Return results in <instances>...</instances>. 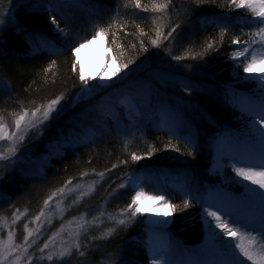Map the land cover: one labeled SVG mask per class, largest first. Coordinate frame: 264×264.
Instances as JSON below:
<instances>
[{"label":"trees","instance_id":"obj_1","mask_svg":"<svg viewBox=\"0 0 264 264\" xmlns=\"http://www.w3.org/2000/svg\"><path fill=\"white\" fill-rule=\"evenodd\" d=\"M4 3L7 7V0H4ZM126 3L127 0H99V2L81 0L78 4L64 8L65 14L74 21L70 26L64 20L60 21L61 27L65 28L66 32L69 28L71 30L74 42L70 47L69 40L48 21L49 14L44 11V4L33 5L28 2L16 10V16L32 33L30 42H26L23 33L18 35L11 27L0 32V112L9 121H11V113L21 110V104L31 108L33 102L46 103L48 99L55 98L61 93L65 96L61 102L59 117L29 134L23 150L31 149L30 152L34 156L45 152L43 146L47 141L56 140L60 129L67 132L69 127L73 126L68 122L77 112L75 111L77 106L73 105L81 83L78 65L77 70L72 71V62L77 61L72 47H76L83 40H91L95 31L94 25L108 29V24H112L109 36L99 37H103L107 58L114 61L116 68L120 61L115 59L117 50L112 44V32L117 33L116 43L123 46L122 61L125 63L129 60L133 61L128 69L120 72L121 83L132 79L137 72H153L151 70L156 69L159 73H155L156 80L151 81L154 85L152 98L161 102L153 108L155 111H150L146 106L142 92L135 97L139 107L142 108L143 117H146L142 119L143 123L134 127L135 123L129 122L123 116L117 121L106 118V121L114 125L115 130L119 128L117 133L120 138L112 136L108 129L96 135L95 131L92 132V126L89 129L92 133L90 137L87 136L85 140L79 141L78 145L60 147L59 153L51 155L47 162L42 163L40 173L21 172L12 164L0 166V176L4 177L0 180V220H8L13 217V213H16L20 216V220L16 223L18 232L21 231L23 222L31 220L36 215L43 206V200L52 191L61 187L69 177L74 178L73 184L79 182L82 180L79 175L84 171L90 174L83 179H101L97 174L105 169H111V172L106 173L102 179L103 183L96 187L92 197L83 199L81 206L77 208V214L94 211L93 208L99 206H105L104 211L108 213L118 212L130 203L133 195L132 190L117 189L119 181L128 173L139 171L143 164L150 162L153 163L154 171L162 167L170 169L159 181L166 185L164 195L178 206L176 210L170 207L173 216L169 226L170 232L183 245L198 243L202 237L199 204L192 201L190 207L184 208V199H191V196L183 195V192L176 188L174 181H179L180 185H184L192 193L200 192L206 184L221 183L216 176L208 175L206 171L211 162L212 145L218 133L227 128L238 132L244 130L241 126L243 113L237 106H233L230 93L232 91L235 95L238 91L248 93L249 86L254 83L236 82L234 70L238 71L241 77L244 75L243 58L234 61L232 53L243 44H232V38L238 36L241 42L250 39L246 33L254 26L243 22L249 19L240 18L251 15L244 9L230 10L227 6H221L226 5V0L206 3L199 6L195 12L189 10L196 7L192 0H172V8L163 15L144 13L132 4H127L125 7ZM141 3L150 6L151 0H141ZM27 8L33 11L29 13L25 10ZM225 15L229 16V29L221 42L220 29L214 27L212 21L222 19ZM189 18L193 21V27L190 29L185 27ZM171 22L181 23L184 37L175 44L163 41V46L160 48L152 46L150 41L155 36L156 25H164L167 32V25ZM137 25L143 29L145 33L143 37L140 36ZM41 39L48 40L49 45L41 47ZM141 39L148 51L142 50L139 43ZM213 39L216 41L215 48L203 57L188 58L179 63L172 59L173 56L185 55L189 51L200 53ZM33 45L39 51H33ZM57 50L59 55L54 54ZM52 60H56V65L46 73L44 69ZM237 64L241 66L237 68ZM139 68L146 70L136 71ZM184 84L191 86L193 91H184ZM149 113L175 118L180 135L190 136L198 147L195 150L190 149L183 140L177 143L166 129L164 131L151 129ZM180 121L184 123L179 124ZM122 139L129 143V150L128 146L127 148L124 146ZM170 139L174 145L181 148V152L164 148ZM93 140L94 143H89ZM33 145L38 147L34 148ZM152 148H155L154 154L151 157L145 156V153ZM193 151L194 156L189 154ZM132 152L143 158L132 162ZM123 160H128L129 165L120 163ZM113 164L118 167L112 168ZM93 169L95 172L92 171ZM225 176L229 177L228 174ZM227 186L236 191L232 184ZM100 212H103L102 208ZM100 212L92 214L93 217L96 218ZM98 225L100 227L97 228ZM110 227L112 223L109 221L104 223V220H100L97 225L92 224L89 234L98 236ZM144 235L143 217L140 216L129 227L121 228L108 240L97 241L90 245L94 250L83 260L74 253L71 258L65 260V264H121V262L148 264ZM81 243H86L84 237L81 238ZM109 253H113L119 259L109 261Z\"/></svg>","mask_w":264,"mask_h":264},{"label":"snow or ice","instance_id":"obj_2","mask_svg":"<svg viewBox=\"0 0 264 264\" xmlns=\"http://www.w3.org/2000/svg\"><path fill=\"white\" fill-rule=\"evenodd\" d=\"M28 2L29 0H7V7H5L4 0H0V32L11 27L18 35L23 33L26 42L32 40V33L16 16V10ZM80 2L81 0H45L44 11H47L49 14L48 21H50L51 25L55 26V29L62 36L69 40V47L74 42V38L70 28L66 32L65 28L61 27L60 21L62 19L70 26L74 22L73 18L66 15L63 9ZM213 2L215 0H192L193 5L196 7L190 8L189 10L195 12L199 6ZM127 4L134 5L136 9H141L144 13L151 12L162 15L168 13L172 8V0H151L150 6L142 4L141 0H127L125 7H127ZM221 6H227L230 10L232 8L249 10L252 19L244 20L243 22L254 26L246 33L250 37L249 40L241 42L238 36L232 38V44H243L242 47L232 53V59L236 61L243 57V72L248 74L241 77L239 72L234 70L233 74L237 78L236 82H257L256 89L252 90L253 95L242 94V100L239 106L243 113L241 119L244 120V131L239 134L238 143L240 149L231 157L233 160L231 165L232 170L237 177L242 178L241 180L235 181V183L242 185L246 191L242 194V198L230 197L229 199L233 201L231 205L221 200L200 199L198 196H191V199H184V208L190 207L192 201H197L200 204V218L204 223L208 238L212 241L210 250H202L194 258L187 261L174 258L172 244L163 235L164 228L169 221L167 219L156 220L151 215L146 217L151 225H153V227L149 228L148 238L144 241L145 248L150 256V264H249V262L251 264H264V68L257 70L255 67L258 63H264V52L258 51V49H264V0H226V5ZM25 10L29 13L33 11L31 8ZM228 21L229 16L227 15L222 19L212 21L213 26L220 29L221 42L229 29ZM120 27H123V25H120ZM185 27L189 29L193 27L191 18H189ZM111 28V23L108 24V29L94 25L95 31L92 40L99 36H109V30ZM137 28L139 29L140 36L143 37L145 35L143 29H140L139 25H137ZM167 28L168 31L165 32L164 25H156L154 29L155 36L150 41L152 46L160 48L163 46V41H169L170 44H175L185 35L180 22H171L167 25ZM111 35L112 44L117 50L115 59L120 61L118 67L112 73L113 76H117L123 69H128L129 64L133 63V61L129 60L127 63L122 61L124 55L123 46L116 43L117 33L112 32ZM49 43L46 39L40 40L41 47H47ZM87 43H91V40H83L76 47H72L73 54L78 53L80 48L84 47ZM139 43L143 51H148L143 39ZM215 44L216 41L213 39L205 45L200 53L189 51L185 55L173 56L172 59L179 63L188 58L196 59L197 57H203L215 48ZM253 45H256V47L254 48ZM132 47H135V45H132ZM33 51H39V49L33 45ZM54 54L59 55V50L55 51ZM55 65L56 60H52L44 71L46 73L50 72ZM240 66L241 64H237V68ZM76 70L77 61L74 60L72 62V71L75 72ZM79 79L81 88L77 94L78 96L84 93H88L91 96L96 87L104 90L111 88L116 83V81H112L110 78H105L98 79L95 85L91 84L89 83L90 78H86L82 71L80 72ZM118 79L120 78L118 77ZM133 89L141 91L144 94L146 106L150 105L154 94V85L151 82L132 81L127 85V90L131 92ZM184 91L192 92L193 88L188 84H184ZM230 95L233 106H236L234 91ZM64 98V93H61L56 95L55 98L48 99L46 103L36 104L33 102L31 108L24 107L21 104L20 111L11 113V121L0 112V163L15 166L21 160L23 155L21 149L24 147L29 134L35 129L43 128L47 123L59 117L60 109L62 108L61 102ZM113 107L115 108L116 105L114 104ZM92 111L93 109L91 108L85 109L79 116L73 117L68 122L73 126L69 127L67 132L64 129H60L59 137L55 141L56 148L78 145L80 134L76 131V128L83 125ZM129 115H132L131 112ZM140 115L142 116V113ZM132 119L135 121L134 127L143 123L142 119H137L135 116H132ZM73 121H78L79 124L74 125ZM183 123V121L179 122V124ZM177 127L178 125L167 127L170 136L177 143L183 140L190 149L195 150L198 144L190 136H181ZM94 142V140L89 141V143ZM33 147H38V145H33ZM52 147L53 145L51 143L47 146L48 149H52ZM164 148L166 150H174L178 153L181 152V148L174 145L171 139L164 145ZM154 151L155 148H152L145 153V156L151 157ZM189 154L194 156V151ZM142 158L136 152L131 153L132 162L140 161ZM120 163L129 165L128 160H123ZM117 167L118 165L116 164L112 165V168ZM92 171L95 172L94 169ZM110 172L111 169H105V171L97 175L103 179L105 174ZM89 174V172L84 171L80 173V177L83 179ZM3 179L4 177L0 176V180ZM73 179V177H69L61 187L52 191L43 200V206L40 207L39 211L32 218L38 224L36 229L30 228L28 223L24 224L25 234L22 244L18 245L14 243V230H9L6 240L0 238V261L7 264L9 259H11V264H37V260H39L43 264V261L46 260L48 264H65V260L71 258L74 253L83 260L88 256L89 252L94 250L90 245L95 244L97 241L108 240L109 237L121 228L126 229L129 227L136 221L137 217L143 216L146 212L150 213L152 209L145 207L143 201L159 200L163 204L169 205L173 210L178 208L165 195L147 193L142 186L134 183V177H130L127 183L131 185V189L134 191V194L131 195L130 203L119 209L116 213H99L100 216L107 215L108 221L112 223V227L105 229L98 236H91L88 242L82 244L81 237L88 235L90 232L88 222L85 221L84 224L79 225V230L72 234L70 242L58 251L50 250L49 241L53 239L50 236L38 249L39 257H36L35 253L29 255L30 249L35 244V240L30 242V238L41 231L39 225L46 219L50 203L58 198L56 199V204L61 213H63L65 209L61 208L60 205L68 197V193L78 192L76 198L72 200V204H77L94 190V184L88 185L86 189H83L79 183L75 184L74 187H69V185L73 184ZM244 181H249L250 184H245ZM252 185L257 187H252ZM124 187L125 185L123 183L117 185V189ZM115 191L116 189L113 190V192ZM182 194L185 196L189 195L188 192ZM13 216L12 223L15 224L16 220L20 219V216L16 213H13ZM48 222L51 223L50 220ZM2 223L4 222L0 220V224ZM93 223H97V218H93ZM225 237L229 239H225ZM108 256L109 261L119 259L113 253H109ZM22 257L24 258L23 260L21 259Z\"/></svg>","mask_w":264,"mask_h":264},{"label":"rangeland","instance_id":"obj_3","mask_svg":"<svg viewBox=\"0 0 264 264\" xmlns=\"http://www.w3.org/2000/svg\"><path fill=\"white\" fill-rule=\"evenodd\" d=\"M42 1H43V3H41ZM29 2H31V4H33V5L44 4V6H45V3H44L45 0H29ZM244 10H247V9H244ZM247 11L251 15L250 11L249 10H247ZM96 40H97L99 48L102 49L104 57H105V66H106V69L109 71V75L107 78H110L112 81H116V83H114L111 88L104 89V90L100 89L99 87H96L91 96H89L88 93H84V94L79 95V96L76 95L73 106H75V105L77 106V108L75 109V111H77V112L75 113L74 117L79 116V114L82 111H84L85 109H89V108L93 109V111L88 116L87 120L83 123V125L77 127V132L80 134L79 135V141L85 140L87 136L90 137L91 132L89 129H90V127H92L95 124V122L106 121V118L108 120L113 119V120L117 121L118 118H122V116H124L125 118L128 119L129 122L132 123L134 121L132 119V116L137 117L138 115L141 114L140 108H139L140 105H139L138 101L135 99V97L138 94L137 90L133 89L131 92H129L125 86L121 85V83L118 79V77H120V75H119L120 73H118L117 76L112 75V73L116 69V65L112 59H107V57L105 56L106 51H105L103 38H97ZM242 46L243 45L239 46L238 48H240ZM253 47L255 48L256 45H253ZM258 51L264 52V49H258ZM75 56H76V59L78 61L77 63H78L79 72H81V71L83 72V69L80 65L78 53H76ZM241 58H243V57H241ZM249 58H250V54H249ZM257 65H262L264 68V63H258ZM253 74H255V73H253ZM83 75L86 78H90L89 83L94 84V85L97 84L98 79H100L98 77L87 76V75H85L84 72H83ZM245 75H248V74L244 73L243 76H245ZM250 82L254 83V85L249 86L251 94H248V95H253L252 90L256 89L257 82L256 81H250ZM239 97H240V95H239ZM238 101H241V99L239 98ZM114 104L116 105L115 108L113 107ZM239 104H240V102H239ZM79 108H81L80 111H78ZM130 112L132 114L131 116L129 115ZM107 116H109V117H107ZM119 121H121V120H119ZM162 122L165 124L166 127L177 125L175 118H173L172 116L164 117ZM241 123H243L241 126L244 129V120L242 122V119H241ZM73 124L78 125L79 122L73 121ZM35 130H33V131H35ZM83 130H85L86 132H81ZM85 133H86V135H85ZM239 134L240 133L234 132L232 130H225L221 134L218 135V137L214 143V146H213L212 162H211V166L209 169L210 174H213L214 176H216L220 180V182L222 183L221 186L225 187L227 184H232L236 189L239 190V194L236 195L233 192L231 193V191H226V190L216 188V187L214 189L207 188L202 194L199 195L200 199H207L209 194L213 193V194H215L216 198H221V201H223L226 204L231 205L233 203V201L229 199L230 197L242 198V194L245 193L246 190L243 188L242 185L235 183V181L241 180L242 178L237 177L235 172L231 169V167H227V170H225V161L227 160L229 162V164L232 165L233 160L231 157L233 155H235L240 149V145L238 143ZM55 141L56 140L47 141L45 144L46 150L44 153H41L40 155L34 156L30 152L31 149L23 150V148H22L21 151L23 152V155H22L21 160H20L21 163L18 162L15 165V167H17L16 169L20 170L21 172L22 171L23 172L28 171V173H30V172L40 173L42 170V163L44 164L45 162H47L46 160L51 155H55L61 151L60 148H56ZM50 143L53 145L52 149L47 148V146ZM0 164H1L0 166L3 165V163H0ZM225 174L226 175L228 174L229 177H226ZM138 176H139V174H137V173H130V174L122 177L123 179H121V181H119L118 184L123 183L125 185V187L121 188V190H126V189L132 190L131 185H129L127 183V181L129 180L130 177H134V183L142 186L144 188V190H146L145 187L142 185L141 180L139 182ZM102 183H103L102 179H97V178H95V179L86 178V179H83L82 182H79V184L82 185L83 189H86V187L88 185L94 184V190L92 191L91 194L86 195L85 196L86 198H89V197L91 198L96 187L101 185ZM244 183L250 184L249 181H244ZM74 185L75 184L69 185V187H74ZM252 187H257V186L252 185ZM220 190H223L224 192H219ZM132 192L134 194V191H132ZM187 192L189 193L188 196L192 195V191L188 190ZM77 195H78V192L68 193V197L60 205L61 208L65 209V211L63 213H61L60 209L57 207L56 199H58V198L54 199L50 203V206H49L48 212H47V217H46V219H44L43 223L39 225L41 231L39 233L34 234V236L32 238H30V242L32 240H35V244L30 249V251L28 253L29 255H32L33 253H35V256L39 257L38 249L43 245L44 241L48 240V238L50 236L53 237V239L51 241H49L50 250L58 251L61 247L66 246L67 243L70 242V240L72 239V234L75 233L76 231H78L79 225L84 224L85 221L88 222V225L90 227V231H91L92 224L97 225V223L100 220H104V223H108L107 215L99 216L98 214L96 217L97 223H93L94 217L92 214L100 212L101 208H102L103 212L108 213V212L104 211V209H106L105 206L94 207L93 208L94 211L89 210V211H85V213L77 214V208H78V206H81V204H82L81 202L85 198L84 197L77 204H72V200H74ZM221 196H223L225 198H222ZM69 205H71V207H69ZM199 207H200V204H199ZM168 208L170 210V220L172 221V219H173L172 212H171V209L169 206H168ZM200 212H201V207H200ZM142 217H143V224L146 226L145 229L147 230V235H146L147 237H145V240H146L148 238V235H149V228L150 227L148 226L149 223H148V220L146 219L147 215L144 214ZM13 219H14V216L8 220H4L3 221L4 223L0 224V238H3L6 240L9 230H14L15 231L14 243L19 245V244L23 243V236L25 234L24 233V224L28 223L29 227L32 229H36L38 227V224L33 219L27 220V221L22 223L21 231L18 232L16 230V223L20 219L16 220L15 224L12 223ZM199 219H200L202 232H203L200 241L198 243H196L197 245L192 246L191 249L184 251V252H181L178 260L187 261V260L194 258L195 255L199 254L202 250H210L211 249L212 241L207 236V232H206L204 223L200 218V214H199ZM49 220L51 221V223L48 222ZM170 220L168 223L169 226L171 225ZM104 225H107V224H104ZM96 227L98 228L100 226L98 225ZM217 231H219V230L217 229ZM85 236L89 237L91 235L90 234L84 235L81 238H83ZM165 236H167V235H165ZM225 239H229V238L225 237ZM21 259L23 260L24 258L22 257ZM0 264H5V262L0 261ZM7 264H11V259H9ZM37 264H41V262L39 260H37ZM43 264H48V262L45 260V261H43ZM149 264H150V260H149ZM249 264H251V262H249Z\"/></svg>","mask_w":264,"mask_h":264},{"label":"bare ground","instance_id":"obj_4","mask_svg":"<svg viewBox=\"0 0 264 264\" xmlns=\"http://www.w3.org/2000/svg\"><path fill=\"white\" fill-rule=\"evenodd\" d=\"M97 38H103V37H97ZM96 39H94V40L91 39V43H87V44H85L84 47L80 48V50L78 52L80 65H81L85 75L90 76V77H98L100 79H105L108 77L109 71L106 69L105 57H104L103 51H102V49L99 48ZM103 41H104V39H103ZM104 46H105V42H104ZM105 51H106V48H105ZM75 55H76V53H75ZM105 56L107 57V51H106ZM77 65H78V63H77ZM255 67L257 70L263 68L262 65H256ZM142 68H144V67H142ZM142 68H139L136 71L146 70V69H142ZM151 71H153V72H137L133 76L132 79L124 81L123 83H121V81H120V83H121V85H123L127 88V85L130 84L132 81H137V82L154 81V80H156V74L155 73H157V74H159V73L156 69H153ZM137 93L141 94V91L137 90ZM159 103H161V102L157 101L156 98H152L150 105H147V106L150 108V111H155L153 108ZM139 108H140V112L142 113V108L141 107H139ZM148 117H149V120L152 122L151 129H153L155 131H164V129L167 130V127L162 122L164 117H167L166 115L161 117L160 115H155V113H149ZM137 118L145 119L146 117H143V113H142V116L138 115ZM125 119L128 120L127 118H125ZM132 123H135V121H133ZM104 129H108L112 136L120 138V136L117 133V132H119V128H117L115 130L114 125H112L109 121L95 122V124L92 127V132L95 131L96 135H98L99 134L98 132L101 133L102 130H104ZM121 141L124 143V146L126 148L128 146V150H129L130 149L129 143L126 142L125 139L124 140L122 139ZM43 148L46 149L45 145L43 146ZM210 161L212 162L211 159H210ZM211 162H210L209 168L207 169L206 172L208 175L213 176V174H210V172H209ZM169 165H171V164H169ZM227 165H228V163L225 162V166H227ZM152 166H153V163H150V162L145 163V164H143L141 170L134 171L131 173L139 174V176H138L139 182L141 180L142 185L146 189L145 190L146 192L153 194V195H164L166 185L160 183L159 181L165 177L166 174H164V173L166 171H169L170 169H168V168L166 169V168L162 167V169H160V168L158 169L159 171L158 170L154 171V170H152ZM128 174H130V173H128ZM79 177H80V175H79ZM82 180H80L79 182H82ZM219 192H224V191L220 190ZM211 194H209L207 199L221 200V198H216L215 194H213V193H211ZM221 197L225 198L223 196H221ZM143 204L145 207L152 209V211L150 213H147V212L145 213L147 215V217L149 215H151L152 218L156 219V220H164V219H167L168 221L170 220V210L168 208L169 205L163 204L159 200H153V201L145 200V201H143ZM157 206H159V207H157ZM165 213H167V215H165ZM170 222L172 223L171 220H170ZM148 223H149L148 226L150 228L153 227V225H151L150 221H148ZM168 226H169V224H167L165 226L164 231H163V235L168 240H170V242L172 244V248H173L174 258H175L177 253L179 252V246L175 243L173 238L168 233ZM165 235H167V236H165ZM89 237L85 236L84 241L87 242L90 239ZM145 253H146V256L149 257V253H148L146 248H145Z\"/></svg>","mask_w":264,"mask_h":264}]
</instances>
